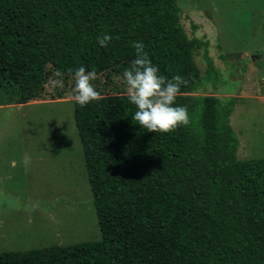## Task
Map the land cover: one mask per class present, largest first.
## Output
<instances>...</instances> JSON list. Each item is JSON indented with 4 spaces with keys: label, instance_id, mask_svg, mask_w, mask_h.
<instances>
[{
    "label": "trees",
    "instance_id": "trees-1",
    "mask_svg": "<svg viewBox=\"0 0 264 264\" xmlns=\"http://www.w3.org/2000/svg\"><path fill=\"white\" fill-rule=\"evenodd\" d=\"M175 0H0V91L131 76L79 98L73 123L99 241L0 252V264H264V158L239 161L233 98L195 95L199 44ZM210 67V62L205 58Z\"/></svg>",
    "mask_w": 264,
    "mask_h": 264
},
{
    "label": "rangeland",
    "instance_id": "rangeland-1",
    "mask_svg": "<svg viewBox=\"0 0 264 264\" xmlns=\"http://www.w3.org/2000/svg\"><path fill=\"white\" fill-rule=\"evenodd\" d=\"M175 2L184 33L200 42L194 94L233 98L236 159L264 158V0ZM133 93L128 73L110 71L50 72L40 99L23 105L0 91V252L99 241L72 103Z\"/></svg>",
    "mask_w": 264,
    "mask_h": 264
},
{
    "label": "crops",
    "instance_id": "crops-1",
    "mask_svg": "<svg viewBox=\"0 0 264 264\" xmlns=\"http://www.w3.org/2000/svg\"><path fill=\"white\" fill-rule=\"evenodd\" d=\"M229 125H230V124H229ZM237 139H238V138H237ZM238 146H239V140H238V145H237V149L239 148ZM237 149H236V150H237Z\"/></svg>",
    "mask_w": 264,
    "mask_h": 264
}]
</instances>
